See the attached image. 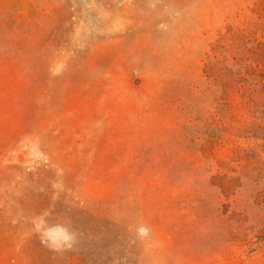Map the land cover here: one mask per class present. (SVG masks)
<instances>
[{
	"label": "rangeland",
	"instance_id": "374dc122",
	"mask_svg": "<svg viewBox=\"0 0 264 264\" xmlns=\"http://www.w3.org/2000/svg\"><path fill=\"white\" fill-rule=\"evenodd\" d=\"M262 37L264 0H0V264H264V116L194 121Z\"/></svg>",
	"mask_w": 264,
	"mask_h": 264
},
{
	"label": "trees",
	"instance_id": "16d2710c",
	"mask_svg": "<svg viewBox=\"0 0 264 264\" xmlns=\"http://www.w3.org/2000/svg\"><path fill=\"white\" fill-rule=\"evenodd\" d=\"M251 42L238 54L229 55L223 60L213 58L215 66L209 62L204 70L207 90L213 95V103L206 112V118L196 117L194 121L206 127L203 135L212 152H221L224 148L226 154L238 151L237 117L241 107L248 113L252 109L253 113L264 116V38H253ZM261 119L264 120V117ZM261 127L264 130L263 121ZM254 147L261 148L256 143ZM236 173L232 169L231 180L237 179L234 177Z\"/></svg>",
	"mask_w": 264,
	"mask_h": 264
}]
</instances>
